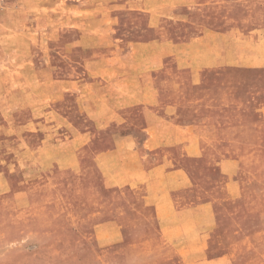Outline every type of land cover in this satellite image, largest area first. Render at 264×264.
I'll return each mask as SVG.
<instances>
[{"label":"rangeland","instance_id":"1","mask_svg":"<svg viewBox=\"0 0 264 264\" xmlns=\"http://www.w3.org/2000/svg\"><path fill=\"white\" fill-rule=\"evenodd\" d=\"M0 264H264V0H0Z\"/></svg>","mask_w":264,"mask_h":264}]
</instances>
